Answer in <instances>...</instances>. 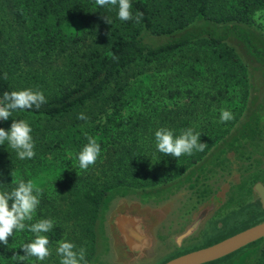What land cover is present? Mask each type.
<instances>
[{"label": "trees", "instance_id": "trees-1", "mask_svg": "<svg viewBox=\"0 0 264 264\" xmlns=\"http://www.w3.org/2000/svg\"><path fill=\"white\" fill-rule=\"evenodd\" d=\"M158 1L168 6L165 13L160 14L145 0H131L133 16L137 11L143 13L137 23L121 21L118 6L109 10L95 0H0V97L19 90L14 81L24 87H39L46 78L54 79L53 70L62 75L61 84L45 96L47 103L39 110H17L7 121H0L6 130L13 119L30 122L38 164L54 176L51 186L42 188L33 220L26 222L54 220L53 229L46 234L52 255L39 264H60L55 248L62 240L84 247L86 259L93 264L99 214L113 191L121 186H156L178 178L222 137L212 110L215 105L221 107L229 85L209 86L213 78H207L208 87L194 94L197 75L207 72L198 70L196 63L181 62L168 88L158 87L161 77L152 76L150 66L188 47H206L214 59L211 66L229 64L240 87L247 84L245 64L226 44V38L193 33L156 48L146 39L182 30L196 19L251 24L252 17L264 11V0ZM103 16L109 17L111 24ZM74 22H81L93 40L85 32L69 33L67 27ZM87 41L91 42L85 45ZM166 89L168 94H162ZM243 89L242 97H246L248 85ZM165 99L176 102L168 109ZM81 112L87 115L86 121L77 119ZM160 127L174 129L177 135L192 127L208 146L179 159L164 155L156 148L155 131ZM86 134L101 144V154L94 165L82 170L77 157L87 143ZM19 160L7 142L0 145V183L9 190L15 185L8 176L18 168ZM33 238L25 229L9 237L8 245L0 242V264H16L13 255ZM26 261L34 264L35 259Z\"/></svg>", "mask_w": 264, "mask_h": 264}, {"label": "water", "instance_id": "water-1", "mask_svg": "<svg viewBox=\"0 0 264 264\" xmlns=\"http://www.w3.org/2000/svg\"><path fill=\"white\" fill-rule=\"evenodd\" d=\"M193 33L203 36L212 33L216 39L226 38V43L240 49L251 70L256 71V64L249 62L252 53L236 34L258 37L261 33L245 23L218 24L197 19L182 30L151 36L146 42L156 48ZM261 40L264 42L263 36ZM255 45L258 50L264 49L258 42ZM209 161H203L182 179L166 185L141 191L125 187L113 191L101 208L98 227L99 235L104 236L103 251L95 257L93 264H159L168 256H175L169 264L197 263L199 253L185 256L182 253L203 240L205 233L211 234L216 220L223 218L228 210L241 206L240 182L238 177H232L202 206L191 211L184 181Z\"/></svg>", "mask_w": 264, "mask_h": 264}, {"label": "flooded vegetation", "instance_id": "flooded-vegetation-1", "mask_svg": "<svg viewBox=\"0 0 264 264\" xmlns=\"http://www.w3.org/2000/svg\"><path fill=\"white\" fill-rule=\"evenodd\" d=\"M236 35L252 53L249 62L256 64L255 72L248 62L244 65L250 86L242 98L243 112L226 138L213 149L209 163L187 177L183 186L187 187L191 211H195L223 183L238 177L241 206L228 210L216 220L211 234L205 233L203 240L182 253H199L194 264H260L264 259V49L258 50L255 45L258 42L264 48V42L261 35ZM103 241L101 235V245ZM174 258L168 256L159 264H169Z\"/></svg>", "mask_w": 264, "mask_h": 264}, {"label": "clouds", "instance_id": "clouds-1", "mask_svg": "<svg viewBox=\"0 0 264 264\" xmlns=\"http://www.w3.org/2000/svg\"><path fill=\"white\" fill-rule=\"evenodd\" d=\"M95 3L100 7H109V10L118 6L117 16L121 21L135 20L139 23L143 17V13L139 11L133 16L131 0H95ZM102 18L106 23L111 24L109 17ZM4 78L7 79V73L4 74ZM46 103L45 94L39 89L25 88L4 92L0 97V121H7L17 110L33 108L39 110ZM220 113L221 123L235 119L233 112L229 109L222 108ZM77 119L86 121L88 117L81 112L77 115ZM32 131L28 120L13 119L10 129L0 127V145L7 142L8 147L16 151L19 159H32L36 154ZM200 138L201 133L192 127L181 129L179 135L174 129L168 127H160L155 131L157 150L178 159L183 155L191 156L194 152H203L208 144L201 142ZM86 139L87 143L77 157L82 170H87L90 165H94L101 154V144L97 139L87 134ZM12 176V184L15 186L11 190L0 183V242L8 245L9 237L27 229L34 238L30 242L23 243L20 249L24 254L20 255L17 252L13 255V259L16 264H24L30 257L44 261L51 254V241L46 234L53 229L54 220L42 218L35 223H26L33 220L41 202L43 189L31 179L16 180L14 172ZM55 251L61 257L60 264H89L86 259V249L82 246L78 247L72 241H60Z\"/></svg>", "mask_w": 264, "mask_h": 264}, {"label": "rangeland", "instance_id": "rangeland-1", "mask_svg": "<svg viewBox=\"0 0 264 264\" xmlns=\"http://www.w3.org/2000/svg\"><path fill=\"white\" fill-rule=\"evenodd\" d=\"M145 1L150 6H152L155 10H157L160 14L165 13L168 9V6L164 2H160L158 0H145ZM248 25L251 26L252 28L257 29L261 33V36L264 37V11L257 12L252 17L251 24H248ZM87 30L88 29L85 28V26L81 22H74L72 24H69L67 27V31L71 34H78L79 35V34L87 33L89 35L90 33H88ZM83 32H85V33H83ZM88 37L91 38V40H93L92 34H90V36H88ZM90 42L91 41H87L85 43V45H88ZM227 45L235 50L236 54L238 55V57L241 59V61L244 64L247 63V59L244 57L243 54H241L240 49H236L229 44H227ZM213 61H214L213 56L211 54V51L208 48H206V47L197 48V47L192 46V47H188L186 50H184L182 52H177L176 54L165 58L164 60L160 61L159 63L153 64L152 66H150V70H151L152 76L161 77V82L158 85V87L166 86L168 88V86L170 84V77H173L174 75H176V70L178 68L177 65L179 63L184 62L185 64H188V65H192V64L196 63L198 66V70H200L201 72L206 71L207 73L205 74L202 72L203 73L202 77L204 76L205 79H202L201 75H197V78H198L197 82H196L197 88H196L194 94L200 93L201 88H203V86L205 88V86L208 87V85L211 86V85L215 84V85L220 86L221 84H224L223 87L227 88V86L229 85L230 92L228 95H226L224 98L221 99V103H220L221 107H218L217 105H215L216 109L212 110L213 111L212 114L214 115L213 122L218 127V130L221 132L222 137L212 147V149H210L208 151V153L203 157V159H201L199 161V163L197 162L195 165H193L191 168H189L186 173H184L183 175H181L178 178L168 179L166 182L159 184V185H156V186H149V187H143V188L121 186L118 188H122V187L133 188V189H136L138 191H141V190H145V189H152V188H155L157 186L166 185V184H169L171 182L180 180L183 177H185L187 174H189L194 168H196L198 165H200L203 161L210 159V157L214 154V153H212L213 149L216 148L226 138L227 133L236 124L237 120L234 121V119H233V121L221 123L220 122V114H221L220 110L222 108L229 109L233 112L234 117L238 119L240 114L243 112L242 104L245 103V101H242V98H243L242 96L246 91L243 88H245L247 85L250 86V81L249 80L247 81V84L245 85V87H243V88L240 87V83H238L236 72L233 70V67L231 65L221 63V64H217L216 66H211ZM160 69H162V71L160 74H158L157 70H160ZM211 69H217L218 71L217 72L216 71L211 72V71H209ZM52 72H54V79L49 80L48 78H46L45 79L46 82L42 83L39 87H24L21 84L16 83L15 81L13 82V84L19 90H22L25 88H33V89L42 90L44 92L45 96L50 95L52 93V88L56 89V87L58 85H60L62 82L61 73L57 72V70H53ZM211 77L213 78V80L208 85H206V79L211 78ZM215 77H218V81H216ZM162 94H165V95L168 94L167 89L163 90ZM164 102L167 104L168 109H169V108L173 107L172 104H174L176 102V100L169 101V100L165 99ZM198 102L202 103V101H198ZM199 112L202 113L201 108H199ZM35 153H36V150H35ZM36 156H37V153L35 154V157L32 159H24V160L20 159L19 165H17L18 168L12 170V173L14 172V174H15L14 178L16 180H19L22 178L25 181H27V180L31 179L34 181V183L38 187H40L42 189L44 187L51 186L50 183L53 182L54 176L51 174L50 171H47L46 169L41 170V166L38 164ZM51 159L52 158H50V160ZM12 173L8 176V178L13 181ZM99 216H100V214H99ZM98 222H99V220H98ZM99 241H100V236L98 233V239H97V245L98 246H97V251H96L94 258L99 253H101L103 251V247ZM18 253L20 255L24 254L21 249L18 251ZM51 255L52 254H50L49 257H51ZM49 257H47V258H49ZM30 258L35 259L34 264H39L41 262V261L37 260L35 257H30ZM30 258H28V259H30ZM55 258H60V256H58L56 254ZM24 263L27 264L28 262L25 261ZM260 264H264V259L262 260V262Z\"/></svg>", "mask_w": 264, "mask_h": 264}]
</instances>
